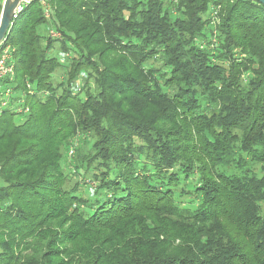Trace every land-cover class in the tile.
Instances as JSON below:
<instances>
[{
	"label": "trees",
	"instance_id": "trees-1",
	"mask_svg": "<svg viewBox=\"0 0 264 264\" xmlns=\"http://www.w3.org/2000/svg\"><path fill=\"white\" fill-rule=\"evenodd\" d=\"M47 3L6 41L28 112L0 113V264H264V5Z\"/></svg>",
	"mask_w": 264,
	"mask_h": 264
},
{
	"label": "built area",
	"instance_id": "built-area-1",
	"mask_svg": "<svg viewBox=\"0 0 264 264\" xmlns=\"http://www.w3.org/2000/svg\"><path fill=\"white\" fill-rule=\"evenodd\" d=\"M33 0H21L18 6L16 7L14 14L10 21V27L14 21V19L17 18L18 14ZM44 6V16L46 18L49 17V5L48 0H37ZM48 35L52 38H59L60 33L56 31L54 28L48 29ZM8 36V35H7ZM7 36L0 42V113L3 109L7 107H12L17 112H23L27 113L28 108L27 107H19L17 108V105L11 104L12 98V85L10 83L1 84L2 81L5 79L12 80L15 73V67L12 59V48L9 43H7ZM57 57L60 62H65V60L69 57L68 52L59 51L57 53ZM84 77V75H81ZM82 81L77 79L72 84L73 93L78 92L81 89ZM29 88V93L33 94V91L30 89V85H27ZM76 139V138H75ZM73 143V141H72ZM72 143L69 146L68 152L71 154L73 152ZM68 153V154H69Z\"/></svg>",
	"mask_w": 264,
	"mask_h": 264
},
{
	"label": "rangeland",
	"instance_id": "rangeland-1",
	"mask_svg": "<svg viewBox=\"0 0 264 264\" xmlns=\"http://www.w3.org/2000/svg\"><path fill=\"white\" fill-rule=\"evenodd\" d=\"M44 33L45 34H48V29H45V31H44ZM49 36V35H48ZM60 38V37H59ZM59 50L58 49H56L55 50V53L56 52H58ZM152 63L154 64V65H156V66H158V64H159V61H157V60H153L152 61ZM61 70H63L62 69V67H60V68H58L57 70H56V72L52 75V80H53V82L54 83H56V82H58V81H60V80H62V78H63V73L62 72H60ZM79 80H81L82 82L84 81V78L82 77V76H80L79 78H78ZM2 84V83H1ZM5 85V84H4ZM10 85H13V84H11L10 83ZM90 87H92V89H94V82H93V79H90ZM17 93L18 92H12V98H14V97H16L17 96ZM21 102H22V97L20 98V100L18 101H15V100H13V99H11V104H12V106L13 105H17V108H19V107H21L20 106V104H21ZM19 114L18 115H16L15 116V118H14V120L16 121V122H20L22 119H23V116L20 114L21 112H18ZM76 138V137H75ZM73 138L72 139V141H73V143H72V148H73V152L70 154L69 152H68V150H67V158L65 159V158H63L62 160H61V164H62V167H63V169H64V171L65 172H67V173H69V170L70 169H72V166L70 165V159H71V156L74 154V150H75V147H77L78 146V144H79V140L76 138ZM70 146V145H69ZM68 149H69V147H68ZM82 150L83 151H85V150H87V148H85L84 149V147H82ZM82 151V152H83ZM69 153V154H68ZM71 177V179H70V181H68V185L69 186H73L74 185V183L77 181H79V186H78V193H80L81 195H83V196H85V195H87V186H93V182L92 181H90V180H88V179H86V178H83L82 176H74V175H71L70 176ZM83 181L85 182V184L83 183ZM264 208V207H263Z\"/></svg>",
	"mask_w": 264,
	"mask_h": 264
},
{
	"label": "water",
	"instance_id": "water-1",
	"mask_svg": "<svg viewBox=\"0 0 264 264\" xmlns=\"http://www.w3.org/2000/svg\"><path fill=\"white\" fill-rule=\"evenodd\" d=\"M21 0H3L0 10V42L10 31V21ZM264 5V0H257Z\"/></svg>",
	"mask_w": 264,
	"mask_h": 264
}]
</instances>
